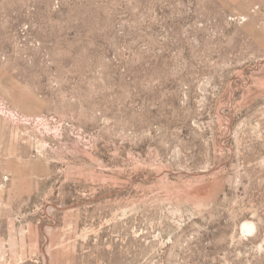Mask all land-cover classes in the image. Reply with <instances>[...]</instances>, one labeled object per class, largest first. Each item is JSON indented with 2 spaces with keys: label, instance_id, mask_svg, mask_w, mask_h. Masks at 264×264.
Wrapping results in <instances>:
<instances>
[{
  "label": "rangeland",
  "instance_id": "obj_1",
  "mask_svg": "<svg viewBox=\"0 0 264 264\" xmlns=\"http://www.w3.org/2000/svg\"><path fill=\"white\" fill-rule=\"evenodd\" d=\"M0 264H264V0H0Z\"/></svg>",
  "mask_w": 264,
  "mask_h": 264
}]
</instances>
